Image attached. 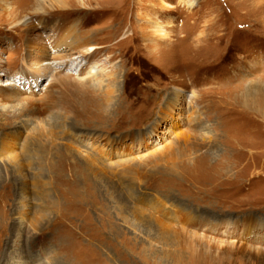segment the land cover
<instances>
[{
  "label": "rangeland",
  "instance_id": "obj_1",
  "mask_svg": "<svg viewBox=\"0 0 264 264\" xmlns=\"http://www.w3.org/2000/svg\"><path fill=\"white\" fill-rule=\"evenodd\" d=\"M64 1L0 0V264H264V0Z\"/></svg>",
  "mask_w": 264,
  "mask_h": 264
},
{
  "label": "bare ground",
  "instance_id": "obj_2",
  "mask_svg": "<svg viewBox=\"0 0 264 264\" xmlns=\"http://www.w3.org/2000/svg\"><path fill=\"white\" fill-rule=\"evenodd\" d=\"M51 1V0H50ZM50 1H48V0H37V3H38V8L36 9V11H34V13H49V12H51V11H54V10H59V9H61V8H67L68 7V5H67V2L66 1H64V0H54L52 3L50 2ZM7 2V1H6ZM7 4V3H6ZM80 4H81V6L83 5V6H86L87 5V3H86V1L85 0H80ZM87 7V6H86ZM10 5H6L4 8H3V11H4V13H3V15L5 16V17H7V18H9V17H11L10 15H9V11H10ZM15 8V7H14ZM32 9V8H31ZM33 13V12H32ZM14 15V14H13ZM18 17V16H17ZM44 19V18H43ZM46 20H49V19H46ZM45 20V21H46ZM22 21V20H21ZM21 21H18V22H16L17 24L18 23H20ZM45 21H40L39 23L42 25V28H44L45 29V27H46V24L44 25V23H45ZM12 22V21H11ZM24 24H28V22H26V21H24L23 22ZM47 23V26L48 25H50V23H49V21L48 22H46ZM169 23L170 22H165L164 24L163 23H160V22H157L156 24H153V26L152 27H150V35H152V36H154V37H156V36H160L161 37V34L160 33H162V31H164L165 30V27L166 26H168L169 25ZM31 24V23H30ZM26 29H27V27H26ZM159 37V38H160ZM147 38V37H146ZM36 49H38V47H34V50L36 51ZM94 49H95V47H90V48H88L87 50H83V51H81L80 53H81V55H80V57H88L89 55H91L92 53H93V51H94ZM49 54H47V50H43L42 51V53L40 54V55H38L39 57H36V58H33V60L35 61V60H38L40 57H42V58H44V57H47ZM79 58V56L77 57V58H74L73 59V62H72V64H70L71 62H70V59H64V60H60L59 62H57V64H59L60 66H63V68H66V69H72L73 67L75 68L76 66V59H78ZM83 61V60H82ZM33 63V62H32ZM31 63V64H32ZM34 64H36V61L34 62ZM39 64V63H38ZM52 65V63H50V62H46V63H42V64H39L38 65V68L39 69H37V70H40V71H46V70H48V69H50V67H46V66H49V65ZM45 66V67H44ZM87 67H89V66H87ZM93 68H94V66L93 65H91V67H89L87 70H85V72H83L84 74H86V75H93ZM82 71H83V69H82ZM0 85H2V86H6V87H9V88H11L10 86L11 85H17L16 83H12L11 82V80L8 82V83H1Z\"/></svg>",
  "mask_w": 264,
  "mask_h": 264
}]
</instances>
